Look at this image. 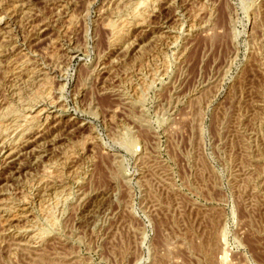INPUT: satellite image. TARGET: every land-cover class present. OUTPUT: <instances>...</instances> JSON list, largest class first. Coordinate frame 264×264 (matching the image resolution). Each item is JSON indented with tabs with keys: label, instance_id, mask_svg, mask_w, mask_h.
Segmentation results:
<instances>
[{
	"label": "rangeland",
	"instance_id": "374dc122",
	"mask_svg": "<svg viewBox=\"0 0 264 264\" xmlns=\"http://www.w3.org/2000/svg\"><path fill=\"white\" fill-rule=\"evenodd\" d=\"M0 124V264H264V0H0Z\"/></svg>",
	"mask_w": 264,
	"mask_h": 264
},
{
	"label": "bare ground",
	"instance_id": "6f19581e",
	"mask_svg": "<svg viewBox=\"0 0 264 264\" xmlns=\"http://www.w3.org/2000/svg\"><path fill=\"white\" fill-rule=\"evenodd\" d=\"M137 1V0H136ZM138 4H139V7L141 6V4H143V3H137V7L136 8H133L134 10H133V12H134V14H136L137 13V11H138ZM144 6V5H143ZM132 10V9H131ZM129 15V14H128ZM136 15H138V14H136ZM133 16V15H132ZM132 19V18H131ZM108 24V27L110 26L111 27V31H119V29L123 26V20H121L120 18H118V19H116V21H113L112 23H109V22H107ZM114 32V33H115ZM116 36V35H115ZM40 86V85H39ZM12 106V105H11ZM32 108V107H31ZM29 110V109H28ZM25 111V110H24ZM44 112V109H40V110H38V111H35V117H36V115H41L42 113ZM13 113H14V111H13ZM17 113V112H16ZM11 115V114H10ZM15 115V114H14ZM5 116V115H4ZM8 116V115H7ZM18 117V116H17ZM21 117V116H20ZM4 118V117H3ZM22 118H23V120L24 121H26L27 122V120L29 119V118H31V117H29V115L28 114H24V115H22ZM32 118H34V117H32ZM47 118V117H46ZM17 119H21V118H17ZM16 119V120H17ZM3 120V119H2ZM14 122V121H13ZM23 122V121H22ZM1 125V124H0ZM5 125V124H4ZM18 126V125H17ZM7 127V126H6ZM5 129V128H4ZM25 137V136H24ZM124 138V137H123ZM127 142V141H126ZM17 143V142H16ZM14 144V143H13ZM41 144V143H40ZM129 145L130 143L129 142H127L126 143V145ZM36 145V144H35ZM20 150V149H19ZM12 152V151H11ZM10 154V153H9ZM9 158H13V156L10 154V156H9ZM47 172V171H46ZM12 173V172H11ZM54 176V175H53ZM43 192V191H42ZM42 201V200H41ZM56 203V202H55ZM51 206V205H50ZM54 206V205H53ZM55 207V206H54ZM47 211V210H46ZM18 215H19V213H18ZM23 215V214H22ZM11 218H12V220L13 219H15V217H16V215H11L10 216ZM9 217V218H10ZM18 218V217H17ZM9 220V219H8ZM11 220V219H10Z\"/></svg>",
	"mask_w": 264,
	"mask_h": 264
}]
</instances>
